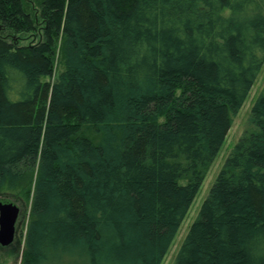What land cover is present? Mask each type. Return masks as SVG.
<instances>
[{
  "label": "trees",
  "instance_id": "1",
  "mask_svg": "<svg viewBox=\"0 0 264 264\" xmlns=\"http://www.w3.org/2000/svg\"><path fill=\"white\" fill-rule=\"evenodd\" d=\"M263 64L264 0H0L21 264H161ZM249 123L173 264H264V87Z\"/></svg>",
  "mask_w": 264,
  "mask_h": 264
},
{
  "label": "rangeland",
  "instance_id": "2",
  "mask_svg": "<svg viewBox=\"0 0 264 264\" xmlns=\"http://www.w3.org/2000/svg\"><path fill=\"white\" fill-rule=\"evenodd\" d=\"M61 45V37L56 42V53L53 58V76L50 80L51 83L57 81L58 76L64 72V60L59 52ZM264 87V64L261 69V72L256 79L254 85L252 86L243 106L236 112V114L232 117V124L225 137L223 145L221 146L217 156L209 167L207 174L204 177V180L199 188L198 193L196 194L187 215L185 216L182 224L180 225L173 242L168 249L167 253L163 257L161 264H173L176 258V255L188 233V230L196 219L197 214L200 210V207L204 200L206 199L210 188L212 187L216 177L221 171L227 157L230 152L238 142L239 138L243 135L244 132L251 129V125L249 123L250 112L254 102L259 96L262 88ZM31 187V185H30ZM29 187V188H30ZM26 187L23 188H15V189H1L0 190V200L5 199L13 204L15 209H17V222H16V236L15 240L9 248H0V264H21L22 252L24 248V237L26 233V228L29 222V207H30V199L26 200L25 196ZM140 236L139 242L142 245H148L146 242L147 238ZM144 241V244L142 241ZM135 246V244H134ZM130 253L127 258H137L143 256V254L136 253L133 246L129 248ZM147 250V249H145ZM134 255V256H132ZM44 264H85L82 262L77 252H75V257L65 256L58 261H46Z\"/></svg>",
  "mask_w": 264,
  "mask_h": 264
},
{
  "label": "water",
  "instance_id": "3",
  "mask_svg": "<svg viewBox=\"0 0 264 264\" xmlns=\"http://www.w3.org/2000/svg\"><path fill=\"white\" fill-rule=\"evenodd\" d=\"M17 209L8 200H0V245L7 246L14 238Z\"/></svg>",
  "mask_w": 264,
  "mask_h": 264
},
{
  "label": "flooded vegetation",
  "instance_id": "4",
  "mask_svg": "<svg viewBox=\"0 0 264 264\" xmlns=\"http://www.w3.org/2000/svg\"><path fill=\"white\" fill-rule=\"evenodd\" d=\"M17 218H18V215H17ZM17 218H16V221H15V224H14V238H13L12 243L14 242V240H15V236H16V222H17ZM12 243H10V244L7 245V246H2V245H0V248H2V249H4V248H9V247L12 245Z\"/></svg>",
  "mask_w": 264,
  "mask_h": 264
}]
</instances>
